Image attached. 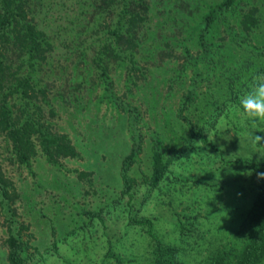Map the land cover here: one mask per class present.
Listing matches in <instances>:
<instances>
[{
	"label": "rangeland",
	"instance_id": "1",
	"mask_svg": "<svg viewBox=\"0 0 264 264\" xmlns=\"http://www.w3.org/2000/svg\"><path fill=\"white\" fill-rule=\"evenodd\" d=\"M38 1L39 23L52 37L55 50L62 53L64 44L76 40V29L89 20L90 14L81 16L79 0ZM193 1L199 10H192V14L168 1L165 8L172 10L164 17L168 22L165 25L156 7L151 6L137 57L138 68L129 74L123 65H116L109 72L112 89L128 116L107 99H98L103 91L94 85L98 76L93 72L89 89H82L83 97L71 106L56 107L54 123L68 135L79 157L62 159L59 166L36 157L30 172L24 166L7 167L19 196V218L30 227V243L36 247L28 264H146L151 256V240L144 228L127 223L128 206L135 217L151 219L152 232L161 243L180 247L186 264H199L209 249L225 242L231 248L239 246L244 236L239 227L250 206L244 182L247 167L226 163L220 160V154L264 161V141L254 145L251 135L264 137V122L253 128L239 108L228 106L220 112L207 104L204 94L218 98L223 93L221 79L210 85L200 82L196 88L198 98L182 110V94L190 87L192 71L188 68L180 74L177 66L181 56H157L155 50L162 41L160 35L176 33L170 15L182 17L178 23L182 34L193 31L197 16L205 9L203 4L210 0ZM258 8L259 23L245 43L264 42V0H258ZM92 24H84L88 29L78 40L89 41ZM168 42L178 54L180 47L173 45L174 36ZM191 42L185 44L189 49L196 47ZM229 45L225 47L227 53L243 52ZM216 79L217 75L211 80ZM259 80L264 82V77ZM182 116L200 130L205 142L192 134ZM155 138L162 141L164 156L171 163L159 183L150 187L143 179L150 171ZM133 140L140 149L129 171L136 183L128 198L119 194L118 170ZM76 170L88 171L89 175L80 180ZM179 222L184 226L183 235ZM3 237L0 226V264H7ZM106 252L110 255L104 259Z\"/></svg>",
	"mask_w": 264,
	"mask_h": 264
},
{
	"label": "trees",
	"instance_id": "2",
	"mask_svg": "<svg viewBox=\"0 0 264 264\" xmlns=\"http://www.w3.org/2000/svg\"><path fill=\"white\" fill-rule=\"evenodd\" d=\"M168 1L171 0H79L81 16L89 13L90 18L76 29V40L64 44L65 49L60 53L39 23L38 0H0V226L4 230L2 243L7 264H28L36 253V247L30 243V227L19 218L16 208L19 196L7 167L24 166L30 172L36 157L55 166L61 165L62 159L79 157L68 135L59 131L54 123L58 116L56 107L59 104L71 106L83 97L82 89L86 88L84 92L89 89L93 72L98 76L94 85H99L103 91L98 99H107L128 116L112 89L109 72L116 65H123L129 74L138 68L136 62L151 16L150 8L156 7L165 25L168 22L164 17L172 10L165 8ZM172 1V6L184 13L199 10L193 0ZM203 5L205 9L197 16L193 31L185 35L178 25L182 17L169 16L173 33H176L160 35L162 41L158 39L155 54L173 58L179 55L177 71L180 74L188 68L192 71L190 87L182 94V110L198 98L196 88L200 82L210 85L221 79L223 93L218 98L204 95L206 103L214 105L215 111L225 112L228 106L239 108L240 96L255 87L260 76L264 77V42L261 45L245 43L260 20L258 0H210ZM91 22L89 41L78 40ZM173 36V45L180 47L178 54L168 42ZM189 40L196 47L187 48L185 44ZM229 44L243 52L230 50L227 53ZM215 75L217 79L211 80ZM135 110L133 108V112ZM182 119L194 136L201 142L206 141L198 128L184 116ZM139 149L133 140L128 153L120 160V196L131 197L136 181L129 171ZM164 151L162 141L155 138L150 171L143 179L150 187H155L168 171L171 159L164 156ZM220 160L247 167L244 182L248 185L250 206L239 227L244 236L237 248L225 242L209 249L199 264H264V179L257 178V173L264 172V161L255 157L225 158L221 154ZM75 175L84 180L89 172L76 170ZM126 221L144 228L151 240V256L146 264H186L180 247L165 245L154 235L149 217H135L128 206ZM179 226L183 235L184 226L180 222ZM52 245L55 248V240ZM109 255L106 252L104 259Z\"/></svg>",
	"mask_w": 264,
	"mask_h": 264
},
{
	"label": "clouds",
	"instance_id": "3",
	"mask_svg": "<svg viewBox=\"0 0 264 264\" xmlns=\"http://www.w3.org/2000/svg\"><path fill=\"white\" fill-rule=\"evenodd\" d=\"M239 110L248 118V123L255 128L259 122H264V82H259L245 96L241 97ZM252 135L254 145H260L264 137ZM258 179H264V172L257 173Z\"/></svg>",
	"mask_w": 264,
	"mask_h": 264
}]
</instances>
